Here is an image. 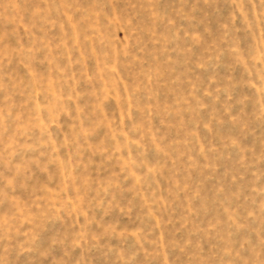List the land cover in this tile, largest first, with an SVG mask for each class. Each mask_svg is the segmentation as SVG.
I'll list each match as a JSON object with an SVG mask.
<instances>
[{"label":"rangeland","instance_id":"374dc122","mask_svg":"<svg viewBox=\"0 0 264 264\" xmlns=\"http://www.w3.org/2000/svg\"><path fill=\"white\" fill-rule=\"evenodd\" d=\"M0 264H264V0H0Z\"/></svg>","mask_w":264,"mask_h":264}]
</instances>
